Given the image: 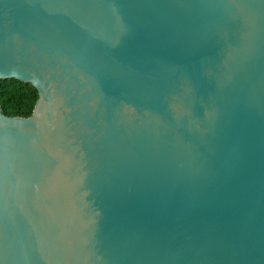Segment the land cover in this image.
Returning <instances> with one entry per match:
<instances>
[{"label": "water", "instance_id": "obj_1", "mask_svg": "<svg viewBox=\"0 0 264 264\" xmlns=\"http://www.w3.org/2000/svg\"><path fill=\"white\" fill-rule=\"evenodd\" d=\"M0 264H264V0H0Z\"/></svg>", "mask_w": 264, "mask_h": 264}, {"label": "trees", "instance_id": "obj_2", "mask_svg": "<svg viewBox=\"0 0 264 264\" xmlns=\"http://www.w3.org/2000/svg\"><path fill=\"white\" fill-rule=\"evenodd\" d=\"M38 98L39 92L32 83L16 78L0 80V106L8 116L30 117Z\"/></svg>", "mask_w": 264, "mask_h": 264}]
</instances>
